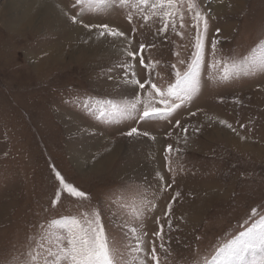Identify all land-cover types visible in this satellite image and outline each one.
<instances>
[{"label":"rangeland","instance_id":"374dc122","mask_svg":"<svg viewBox=\"0 0 264 264\" xmlns=\"http://www.w3.org/2000/svg\"><path fill=\"white\" fill-rule=\"evenodd\" d=\"M36 1L0 0V264H24L23 254L50 219L83 211L66 193L51 206L59 190L56 171L90 195L117 239H123L118 225L129 219V205L150 202L140 228L149 252L156 244L160 264H203L264 215V74L241 73L225 82L212 67L252 54L264 37V0H198L208 27L191 99L168 119L110 122L86 112L82 101L122 104L147 100L151 91L149 84L141 90L123 82L143 83L149 73L139 57L136 76L125 73L118 62L131 58L120 49L154 45L146 48L145 63L159 62L151 82L166 90L195 51L193 12L181 7L180 35L171 27L161 34L159 17L145 24L136 12L129 23L126 14L134 10L102 9L80 20L74 0H46L41 15L30 7ZM72 16L80 22L73 24ZM83 24H107L128 39L100 40L98 30ZM133 127L148 135L127 136ZM160 225L162 240L153 235Z\"/></svg>","mask_w":264,"mask_h":264},{"label":"snow or ice","instance_id":"6c2138e0","mask_svg":"<svg viewBox=\"0 0 264 264\" xmlns=\"http://www.w3.org/2000/svg\"><path fill=\"white\" fill-rule=\"evenodd\" d=\"M185 5L188 11L193 12L192 27L197 30L193 45L195 51L192 54L191 62L187 64L186 71L181 73L179 69L176 70L175 83L169 84L166 90H162L152 83L151 73L159 62L145 63V51L146 48L154 47V45L140 44L137 50H132L129 43L128 47L120 49V53L130 57L131 61L121 60L118 62V66L125 73H130L135 77L136 65L133 62L139 57V65L147 69L149 79L143 83L139 79H125L123 82L136 85L141 90H145V85L149 84L151 91L148 92V99L142 100L135 97L122 104H115L112 100L96 101V107L84 100L82 104L86 112L94 115L96 119L106 120V122L117 119L157 121L170 118L181 104L191 99L192 93L198 85L199 69L204 61L203 36L207 32L208 20L205 14L199 10L198 0H74L73 7L78 9L80 20L84 15L95 14L102 9H130L134 11L126 14L129 23H132L133 15L139 12L145 24L152 17H159L162 27L158 29V32L161 34L166 33L171 27L177 35H180L176 31L177 18L180 21V27H184V15L181 7ZM69 19L73 24L80 22L77 16H72ZM83 27L89 32L94 29L98 30L96 36L100 40L106 38L128 39L124 32L107 24H83ZM132 31L135 33L136 29L134 28ZM216 43L217 41L212 43L213 55ZM251 53V55L243 57L240 63L233 62L229 65L226 62L222 64L214 62L212 67L219 70V78L225 82L232 78H238L241 73L244 75L257 72L264 74V37L260 38L255 47L251 49ZM179 63L184 64L185 62L180 60ZM171 67L176 69L175 64ZM157 104H162L164 107H157ZM221 123L224 122L221 121ZM177 126H179V122H177ZM228 126L231 127V125ZM125 134L129 137L148 135L147 132L139 133L135 127ZM168 151H172L171 146L168 147ZM55 178L59 182V190L50 201L51 206L56 207L61 195L66 193L81 205L83 211L70 216L61 215L59 218L50 219L47 228L41 234V239L34 244L33 248H29L23 254L24 264H147L148 259H151L153 264H160L156 244L150 245L151 251L149 252L145 240L147 233L140 228L141 217L144 215L143 208L149 207L150 202L144 204L143 208L129 205L131 209L129 219L118 225L121 227L123 239H117L106 231L102 212L98 207L90 204L91 197L88 193L66 182L58 171L55 172ZM178 195L179 193H177ZM113 206L123 208L124 204L114 202ZM170 211L171 204L168 205L166 217ZM256 215L257 212L253 209L252 216ZM167 226L169 229L172 228L170 219ZM163 230L164 225H160L159 231L153 235L162 240ZM160 248L165 252L168 251L162 243ZM248 257H251L250 261ZM203 264H264V215L260 216L258 221H254L250 227L241 231L238 236L222 246H218L214 255L205 258Z\"/></svg>","mask_w":264,"mask_h":264},{"label":"bare ground","instance_id":"6f19581e","mask_svg":"<svg viewBox=\"0 0 264 264\" xmlns=\"http://www.w3.org/2000/svg\"><path fill=\"white\" fill-rule=\"evenodd\" d=\"M46 2H47L46 0H39V1H36L35 3H32V6H30V7H32L33 11H36V12L40 13V15H41V13L44 12L43 10L46 9ZM212 125H213V128L212 129L213 130L215 129L216 132H219L218 131L219 129H217V127H219V126L216 123H213Z\"/></svg>","mask_w":264,"mask_h":264}]
</instances>
